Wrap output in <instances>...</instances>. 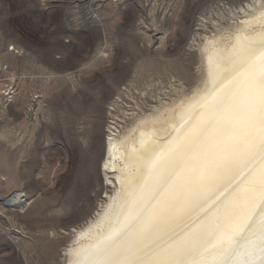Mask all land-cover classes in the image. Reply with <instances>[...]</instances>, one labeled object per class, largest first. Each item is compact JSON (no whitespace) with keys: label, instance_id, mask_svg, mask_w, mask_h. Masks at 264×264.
I'll return each mask as SVG.
<instances>
[{"label":"rangeland","instance_id":"374dc122","mask_svg":"<svg viewBox=\"0 0 264 264\" xmlns=\"http://www.w3.org/2000/svg\"><path fill=\"white\" fill-rule=\"evenodd\" d=\"M251 1L0 0V264H66L110 128L190 96Z\"/></svg>","mask_w":264,"mask_h":264},{"label":"bare ground","instance_id":"6f19581e","mask_svg":"<svg viewBox=\"0 0 264 264\" xmlns=\"http://www.w3.org/2000/svg\"><path fill=\"white\" fill-rule=\"evenodd\" d=\"M233 26L203 44L190 96L110 128L113 191L66 264H264V0Z\"/></svg>","mask_w":264,"mask_h":264},{"label":"snow or ice","instance_id":"6c2138e0","mask_svg":"<svg viewBox=\"0 0 264 264\" xmlns=\"http://www.w3.org/2000/svg\"><path fill=\"white\" fill-rule=\"evenodd\" d=\"M261 231H262V233H264V227H262Z\"/></svg>","mask_w":264,"mask_h":264}]
</instances>
